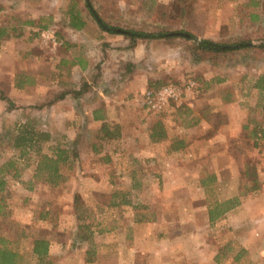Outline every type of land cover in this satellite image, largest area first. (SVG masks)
Wrapping results in <instances>:
<instances>
[{
  "label": "rangeland",
  "instance_id": "1",
  "mask_svg": "<svg viewBox=\"0 0 264 264\" xmlns=\"http://www.w3.org/2000/svg\"><path fill=\"white\" fill-rule=\"evenodd\" d=\"M70 1L0 0V26H14L21 31L19 36L9 37V43L7 39L0 42V48L4 46L3 52L0 51L1 92L8 95L7 81L15 83L16 77L26 79L27 73L38 80V85L31 90L34 98L28 99L33 104L27 105V84L24 89L15 87L13 97L17 102L10 98L14 103L12 109H7V100L0 99V162L8 158L19 160L23 166L22 178L27 181L30 177L34 154H29L28 159H19V150L11 145L16 126L27 119L51 135V140L42 144L43 152H48L53 144L71 146L76 139L75 149L79 155L74 170L60 188L38 183L28 190L19 182H11L14 217L4 220L0 217V234L9 241V246L23 253L22 264H36L30 252L34 237L49 240L55 264H81L90 244L78 237L83 230L79 232L75 226L73 197L76 193L87 208L88 220L96 224V229L105 230L91 237L101 264L114 257L133 259V264H152L163 258H157L151 250L165 251V248L168 254L164 259L169 264H264V147L251 149V141L246 136L251 124L247 130L243 128L252 120L264 123V89L253 87L257 75L264 73V51H240L221 56L217 63H212L193 60L190 42L180 36L137 40L132 45L127 36L103 31L86 9L85 0H75V4L90 26H84V31L80 32L83 38L77 35L75 40L69 34L74 35L76 31L67 28ZM89 1L99 19L119 28L155 31L167 27L187 31L198 36L197 39H219L218 36L232 39L244 35L239 33V15L235 11L241 12L242 3L247 0H198L192 15L181 24L173 25L160 19L162 13L170 11L173 0ZM25 21L33 22L25 24ZM240 27L249 32L245 35L252 38L254 45L264 42L261 39L264 36L263 15L255 23L246 17ZM48 28L55 32L58 42L55 47L40 42L38 33ZM224 29L229 32L222 34ZM97 33H103L105 40L95 43L89 39ZM68 36L75 42L68 41ZM80 39L85 41L82 46H79ZM65 42H70V46ZM59 55L67 61L75 56L87 59L91 63L88 72L97 79L102 69L106 83L113 82L118 78L115 74L120 72L123 75L124 72H137L138 78L145 80L136 81V92L130 94L135 105L121 106L113 113L126 137L104 143L102 154L90 149V143L99 141V127L82 124L79 117H75L73 124L59 122L54 109L34 108L35 102L43 101L47 94L58 89ZM103 60L105 64L101 66ZM73 66L64 62L61 67L60 80L64 89L72 86L73 79L81 85L77 80L80 72L71 74ZM213 77L223 80L207 86ZM123 78L120 77L115 86L104 88L98 81L95 87L115 90L113 98L117 99L116 93L118 97L124 95L121 91ZM188 79L194 80L197 86L188 90L181 101H170L159 112L144 104L143 93L149 81H160L155 86L158 88L171 83L182 85ZM45 87L47 94L40 98ZM91 92L83 98L85 103L97 98V93ZM172 104L177 106L174 108ZM181 106L194 109L183 114L190 123L198 117L196 110L199 108L219 111L224 122L207 136L212 130L206 121L192 126L177 118L174 110ZM42 110L46 112L43 114ZM159 115L169 133L186 138L188 145L184 149L169 155L167 142L149 141V127ZM105 154L107 160L102 159ZM27 161L30 166H26ZM247 163L260 182L256 193L249 189L250 177L242 175ZM132 171L139 187L131 186L135 183V179L131 180ZM113 191L130 192L129 199L136 208L129 204L107 206V202H101L102 197L96 196V193ZM236 195L240 203L210 223L208 209H213L215 202L221 203ZM135 213H145L151 220L135 222ZM116 261L111 264H121L120 260Z\"/></svg>",
  "mask_w": 264,
  "mask_h": 264
},
{
  "label": "trees",
  "instance_id": "2",
  "mask_svg": "<svg viewBox=\"0 0 264 264\" xmlns=\"http://www.w3.org/2000/svg\"><path fill=\"white\" fill-rule=\"evenodd\" d=\"M85 7L88 12L95 18L93 12L95 13L89 4V0H85ZM198 0H173L169 12L161 14V22H167L170 25L181 24L185 18H188L193 13L194 5H196ZM245 8V10H244ZM244 10V11H243ZM242 12L235 11L236 15L238 14V24H239V33L244 34L238 37H233L232 39H226V37H220L219 39L211 38H198L194 34L189 33L183 30H172L167 27H162L156 29L155 31H146L141 29L133 28H119L116 26L109 25L101 18L102 24H99V27L106 32L122 34L127 36L131 44L134 45L137 40H157V39H173L175 37H182L190 42V53L195 61H211L212 63H217V59L221 56H226L228 54L237 53L240 51H264V42L259 45H254L252 43V38L249 37V32L245 31V28H241L242 23L245 22V18L249 17L251 22H259V19H262L264 16V0H247L242 3ZM96 14V13H95ZM68 15V24L67 28L72 30L82 29L85 25V19L81 13V10L76 7L75 0L70 1V5L67 9ZM97 15V14H96ZM96 19V18H95ZM33 21H25V24H31ZM40 27H45L44 25H39ZM162 26V25H161ZM232 26H234V21H232ZM17 27L9 26H0V42L2 40L9 39L11 36H19L21 31H18ZM121 30L118 32L117 30ZM225 30V29H224ZM184 32L187 35H180L178 33ZM229 29L225 30L222 34H227ZM264 41V36L261 38ZM67 46H70V42H65ZM24 76V75H23ZM32 77L27 76L26 79L22 77L15 78V87L22 88L27 83H32ZM223 79L218 77H213L208 83L207 86L212 82H220ZM160 81L152 83L148 82V88H155L156 85L160 84ZM87 87V84H82L78 90L69 88V89H59L57 91H52L47 94V98L43 101L35 102L34 108H47L52 103L65 98L66 95L71 94L76 97L81 94L82 91L85 92L84 88ZM158 87V86H157ZM253 87L262 90L264 89V73H260L255 78ZM0 88V99L7 100L9 106L7 109H12L14 103L12 102L11 97H8L6 92L2 93ZM7 91V90H6ZM193 108L188 106L177 107L174 110L177 118L186 125H194L199 121L204 120L209 125V129L212 130V133L209 132L207 136L212 135L215 130L221 125L223 121V115L219 111H209L205 108H199L196 110L198 117L190 123L189 120L184 119L186 113L193 112ZM93 117L95 119H101L102 122L97 130L98 143H90V149L95 154H102L104 143L113 142L114 140H119L123 137V131L119 122H116L105 116V112L102 107L93 110ZM251 128L248 131V139L251 141L249 147H264V123L260 120H252V122H247L243 125L244 129ZM15 134L12 137L11 145L14 149L19 150V159L30 157L29 154H34L35 160L32 163L33 169L30 177L27 181H24L22 178L23 166L19 163V160L15 158H8L0 162V217L4 219H11L14 217V212L12 211L11 199L14 195V190L11 188V182L21 183L28 190L35 188V185L38 183H44L49 188H60L68 175L74 170L75 163L79 155L75 146L77 140L72 142L71 146L66 144H53L48 147V152L42 151V144L51 140L50 133L40 130L35 127V122L27 119V121L20 123L15 128ZM148 139L151 143H160L167 142L166 152L171 153L174 151H179L184 149L188 142L186 138L182 135L171 134L168 132L165 123L162 119V116L159 115L156 119L152 120L149 127ZM115 147L114 149H116ZM109 157V156H108ZM102 159L107 160V154H105ZM134 160V159H133ZM249 163L245 164V169L242 172L243 176L250 177L251 187L249 188L251 192L256 193L260 187V182L253 168L248 167ZM26 166H30V163L27 161ZM135 172L132 171L131 180L135 179ZM212 179V177H211ZM205 183V180L202 181V184ZM140 183L135 179V183H131V186L139 187ZM102 197L104 200L102 203L107 202V206H117L121 204L132 205V201L129 199L130 192H118L113 191L110 194L106 193H96V196ZM108 196V197H106ZM98 197V198H99ZM81 196L77 193L73 197L74 210H75V220H76V229L80 232L83 230V233H79V239L85 240L90 244V246L84 251L85 252V262H91L96 254L94 249V243H92L91 237L97 232L101 233L105 231L103 228L96 229L92 221H89L90 215L87 212L81 201ZM101 204L100 201H96V204ZM240 203V198L238 195L233 198L227 199L224 202L214 203L213 209H208V220L210 223H213L217 218H220L224 215L227 210L232 209L233 206ZM105 205V206H106ZM151 220L146 216L145 213H135V222H143ZM229 247V246H228ZM50 242L48 239L43 237H34L31 241V255L35 259L36 264H55L52 261L51 254L49 252ZM230 248V247H229ZM238 255L234 257L236 260ZM24 260L23 253L19 252L18 249L9 246V241L0 234V264H22Z\"/></svg>",
  "mask_w": 264,
  "mask_h": 264
},
{
  "label": "crops",
  "instance_id": "3",
  "mask_svg": "<svg viewBox=\"0 0 264 264\" xmlns=\"http://www.w3.org/2000/svg\"><path fill=\"white\" fill-rule=\"evenodd\" d=\"M84 26H85V28L90 26L88 21H85V25ZM69 31H76V33L72 32L74 35L69 34V36L75 37V40H77L76 39L77 35H79L80 38H83L80 35L81 34L80 32L84 31V28L79 29V30L69 29ZM69 36L66 37V39L68 41H70V42H75V40L73 38H70ZM104 37L105 36H104L103 33H102V35L97 33V34H95V36L89 37V39L91 41H95V43H100V42L105 40ZM9 40L10 39H7L6 42L9 43ZM29 42H30V40H29ZM78 42H79V46H82L83 42L85 43V41L83 39L78 40ZM27 43H28V41H27ZM3 48H4V46L2 45L1 48H0L1 53L3 52ZM0 57H1V55H0ZM58 62H59L60 65H57L58 72H57L56 76L59 77V79L57 81V88L58 89H56V91L59 90V89H64V87H63L64 85H63L62 81L60 80V78L62 77V74H63L62 73L63 70H61V67H63V63L64 62H68V63H71V65H74L72 67V69H71V74L74 71L80 72V74L78 75L79 79H77V80H79V83H81V85L84 84V83L87 84V87L84 88L85 92L82 91V93L77 95L76 97L72 96L71 94H68V95L65 96V98H63L61 100H58V101L52 103L51 105H49V107H47V109L51 108V109H54L56 111L57 117H58L57 120L59 122L72 123L73 124V121H75V117H79L80 118V122L82 124L87 123L88 126H92V127L97 126V127H99V125L101 124L102 120L101 119H95L93 117V110L102 107L104 112H105V116L107 117V118H105L106 120L107 119H111V120H114L116 122H120L117 119V117L115 118L113 113L119 111L121 106L127 107V106L135 105L134 99L132 97H130V94L136 92V88H135L136 85H137L136 81L140 80V78H138L139 76L136 75L137 72H135L134 74H132V72H129V73L128 72H124V75L121 72L120 73H116L115 75L117 76V74H118V78H114L113 82L106 83L107 81L105 79L103 80L102 69L100 70L98 78L96 79L95 78L96 75H93V74H91V72H88L90 70L89 68H90V64L91 63L89 61L87 62V59L84 60L83 57H81V56L71 57V59H69V61H67V59H65V57L59 55ZM104 64H105L104 60L100 61V65L101 66H103ZM0 68H2V67H0ZM28 72H30V71H28ZM32 73L36 74L37 72L33 71ZM126 73H128V75ZM38 74L41 75L42 73L40 71H38ZM129 75H131V77H129ZM1 76H2V73L0 71V79H1ZM27 76L32 77V79H33V80L31 79L33 81L32 83H30V82L27 83V105H31V104H33V102L29 103V100H31V98H34V96H35V95L34 96L32 95L33 93L31 92V90L33 88H35V86L38 85L37 84L38 80L36 79L35 76H31L28 73H27ZM109 76H112V75H109ZM122 76L124 78L121 80V82L122 81H124V82H123V88H122L121 91L124 93L125 96L122 94V95H120L118 97V93H116L117 99H114L113 96L115 95V93H114L115 90L111 91L110 89H108L109 91L112 92V93H109V91H107L105 89H101L100 87H97V88L95 87V86H97L98 81H100L99 84L101 86H103L104 88L115 86L114 83L118 84L120 82V77H122ZM73 80L76 81V79H73ZM74 81H72L73 83L70 82V84H72V86L70 88L78 90L81 85L80 84H76ZM140 81H145V80L143 78H141ZM40 82L41 81H39V84H41ZM61 84H62V86L60 87ZM8 86H9L8 95L11 98H13L15 102H17L16 98L13 97V94L15 93L13 91L14 90L16 91L14 83H12V82L10 83V81H7V88H8ZM146 86L144 88H147ZM23 87L26 88V86H23ZM23 87L19 88V89H24ZM47 89L48 88L45 87V90L43 92H41L40 98H41V95L45 96L47 94ZM90 91H92L91 93H94V94L97 93L96 94L97 98L94 97V100H92L89 103H85L83 98L85 96H87V92H90ZM171 106L175 108V106H177V105L175 104V106H174V104H172ZM47 109L45 108V110H47ZM45 110H42L40 112L44 114L46 112ZM129 110H131V109L129 108ZM120 125H122V124H120ZM80 132L81 131H79V133ZM125 137H126V135L123 133V138H125ZM147 138H148V134H147ZM133 139H135V138H133ZM138 152L141 153V150H138ZM173 153L174 152L170 153L169 155H171ZM169 166H171V165H169ZM137 235H138L137 233L134 234V236H136V237H137ZM137 239H140V237H138ZM135 240H136V238H135ZM135 243H136V241H135ZM127 247H129L128 244H127ZM51 250H52V248H51V245H50V248H49L50 254H51ZM151 252L155 253L157 255V258L158 257H162L163 258V260H159L157 262L155 261V263H152V264H156V263L157 264H169L168 260L164 259V257H166L165 254H168V249L165 248V251H156L154 249V250H151ZM84 259L85 258H83V260L81 261V264H101V260L98 258V252L96 254L95 259L93 258V260H94V261L92 260L93 262L92 261H91V263L90 262H85ZM109 259H111V260L108 261V262L103 261L102 264H111L113 262H117L116 260H118V261L120 260L121 264H133V259L132 260H130V259H122V258H118V257L109 258ZM67 264H69V263H67ZM73 264H75V263H73Z\"/></svg>",
  "mask_w": 264,
  "mask_h": 264
},
{
  "label": "built area",
  "instance_id": "4",
  "mask_svg": "<svg viewBox=\"0 0 264 264\" xmlns=\"http://www.w3.org/2000/svg\"><path fill=\"white\" fill-rule=\"evenodd\" d=\"M40 42L44 45L49 43L55 47L58 42L55 37V32L48 28L38 33ZM197 86L196 82L192 79H188L182 85L166 84L158 88H147L143 93L144 104L152 111L159 112L170 101H181L184 95Z\"/></svg>",
  "mask_w": 264,
  "mask_h": 264
},
{
  "label": "water",
  "instance_id": "5",
  "mask_svg": "<svg viewBox=\"0 0 264 264\" xmlns=\"http://www.w3.org/2000/svg\"><path fill=\"white\" fill-rule=\"evenodd\" d=\"M93 14H94V16H95V18H96V20L98 21V23H100V24H102V22L100 21V19H99V17L93 12ZM103 25V24H102ZM118 32H121V30H117ZM178 34H182V35H187V34H185V33H178Z\"/></svg>",
  "mask_w": 264,
  "mask_h": 264
}]
</instances>
